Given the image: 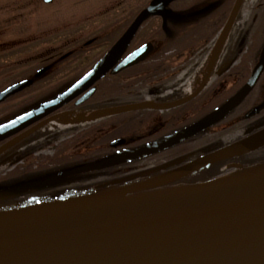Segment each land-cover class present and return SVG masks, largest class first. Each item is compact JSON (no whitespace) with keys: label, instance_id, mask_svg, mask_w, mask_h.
Here are the masks:
<instances>
[{"label":"flooded vegetation","instance_id":"flooded-vegetation-1","mask_svg":"<svg viewBox=\"0 0 264 264\" xmlns=\"http://www.w3.org/2000/svg\"><path fill=\"white\" fill-rule=\"evenodd\" d=\"M164 1L149 0L154 4ZM233 1L172 0L165 7L164 28L160 17H147L130 41L116 48L110 58V48L139 10L130 15L111 42L92 39L84 43L86 46L80 42L68 44L63 53H55L53 60L69 61L64 68L54 64L59 67L58 73L69 71L71 75L78 70L74 76L77 81L89 77L95 70L103 69V73L86 89L94 88V91L81 105H74L77 97L35 121L17 135L61 114L56 122L44 123L0 155L2 163L13 156L10 153L15 148L23 150L20 161L0 175L3 182L0 183V204H4L0 207L50 205L55 204L57 198L77 195L79 190H88L86 194L105 192L161 177L160 181L111 199L124 196L134 199V203H145L196 192L200 188L204 191L225 188L264 175V146L171 175L264 127V70L243 100L228 107L256 61L264 56L261 1L248 11L239 31L233 35L244 1L241 3L221 47L214 52L215 41ZM142 28L147 32L140 35ZM141 40L144 41L137 45ZM143 45H149L144 57L112 72L127 55ZM43 67L49 66L43 64L40 68ZM32 103L30 99L17 102L24 106ZM136 104L146 106L114 115L104 113ZM255 107L258 113L245 117ZM208 122L209 125L194 131ZM78 124L83 127L72 128ZM94 133L97 136L92 148L71 151L80 139ZM74 138L76 141L72 142ZM116 139L123 142L111 146ZM174 140L177 141L145 156L103 169L93 168L100 160Z\"/></svg>","mask_w":264,"mask_h":264},{"label":"water","instance_id":"water-1","mask_svg":"<svg viewBox=\"0 0 264 264\" xmlns=\"http://www.w3.org/2000/svg\"><path fill=\"white\" fill-rule=\"evenodd\" d=\"M170 1L143 8L110 48L108 57L132 37L146 17L159 16L164 28L167 13L165 7ZM241 1L234 0L216 40L214 52L223 42ZM148 50L149 45L136 49L112 72L134 64ZM263 69L264 57L255 63L247 81L228 103L229 107L237 105L247 95ZM44 71L39 70L35 77ZM102 73L103 69L97 70L59 97L0 126V141L62 107L92 85ZM31 82L23 80L0 91V102L28 87ZM92 92L93 88H90L74 105L80 104ZM145 106L136 104L117 107L104 113L117 114L143 109ZM220 111H224V108ZM257 111L258 107L250 110L245 117ZM57 117L52 116L23 134L14 136L0 146V154ZM207 125L209 122L199 125L194 131ZM177 140L100 160L93 168L103 169L136 159ZM122 142L121 139L113 141L111 146ZM262 145L264 128L171 175L197 169L224 157L247 153ZM161 179L155 178L147 183L56 204L40 205L38 208L0 213V264H264V175L225 188L206 191L203 188L179 197L88 212L90 204L140 189ZM75 208L80 210L75 211Z\"/></svg>","mask_w":264,"mask_h":264},{"label":"rangeland","instance_id":"rangeland-1","mask_svg":"<svg viewBox=\"0 0 264 264\" xmlns=\"http://www.w3.org/2000/svg\"><path fill=\"white\" fill-rule=\"evenodd\" d=\"M259 2L244 0L233 35L239 31L248 11L256 8ZM147 3L149 0H50L49 3H44L43 0H0V91L10 84L31 77L40 63L44 62L49 67L52 65L29 89L0 106V124L16 118L24 110L32 109L75 81L74 76L78 70L71 75L69 71L58 73L60 65L64 68L69 62L53 60L52 57L59 47H66L73 38H78L81 43L88 39L111 42L117 32L127 24L130 15ZM260 25L262 27V20ZM146 32V28H142L139 34ZM63 35L72 38L71 41L68 42V39L62 42ZM40 39L44 42L40 43ZM28 52L37 54L27 57ZM54 64L59 67H54ZM29 99L33 101L32 104H17L18 100ZM11 107L15 111L9 115H1ZM79 127L82 128L83 125ZM96 136L97 133H94L80 139L71 151L75 153L92 148L91 144ZM21 148H15L10 153L13 156L0 163V175L20 161L23 152ZM87 191L79 190L77 195H85ZM114 207L116 206L113 204L101 205L99 208L88 209V212Z\"/></svg>","mask_w":264,"mask_h":264},{"label":"trees","instance_id":"trees-1","mask_svg":"<svg viewBox=\"0 0 264 264\" xmlns=\"http://www.w3.org/2000/svg\"><path fill=\"white\" fill-rule=\"evenodd\" d=\"M261 2H263L262 3V8H263V10H264V0H261ZM261 32L263 33V36H264V12H263V15H262V27H261ZM67 33H71V32H67ZM58 37H60V39H61V36H58ZM63 38H62V42L64 41H66V40H68V39H70V38H67V37H69V36H62ZM72 39V38H71ZM71 39L70 40H68V42L69 41H71ZM76 40V41H75ZM48 41V40H47ZM40 43H43L44 41L42 40V39H40V41H39ZM79 42H81V40H78V38H73V40H72V42H71V44H69V46L70 45H72V44H74V43H79ZM67 47H65V45L64 46H61V47H59L58 49H57V51H56V53H58V52H63L64 51V49H66ZM29 53V52H28ZM37 53H29V54H27V57H32V56H35ZM55 54V53H54ZM14 97V96H13ZM13 97H10V99L11 98H13ZM10 99H8V100H10ZM14 108V107H13ZM12 107L11 108H9L7 111H5L4 113H2L1 115H9L10 113H12L13 111H15V109H13ZM90 132V131H89ZM78 137H79V135H78ZM105 140H107V138L105 139ZM74 141H76V139L74 138L73 140H72V142H74ZM2 205H4V204H0V206H2Z\"/></svg>","mask_w":264,"mask_h":264},{"label":"bare ground","instance_id":"bare-ground-1","mask_svg":"<svg viewBox=\"0 0 264 264\" xmlns=\"http://www.w3.org/2000/svg\"><path fill=\"white\" fill-rule=\"evenodd\" d=\"M256 83V82H255ZM253 88V87H252ZM77 126L76 125H74V126H72V128L74 129V128H76ZM161 199V198H160Z\"/></svg>","mask_w":264,"mask_h":264}]
</instances>
